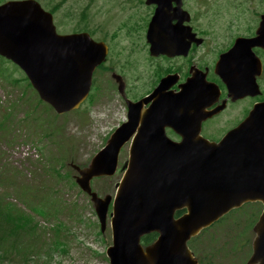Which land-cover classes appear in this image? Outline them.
Listing matches in <instances>:
<instances>
[{
    "label": "water",
    "instance_id": "obj_1",
    "mask_svg": "<svg viewBox=\"0 0 264 264\" xmlns=\"http://www.w3.org/2000/svg\"><path fill=\"white\" fill-rule=\"evenodd\" d=\"M146 37L151 55H174L179 49L187 51L190 43L183 41L179 29L168 28L160 15L150 22ZM234 46L249 51L251 58L226 55L230 90L253 89L261 64L250 48H264V14L256 35L238 39ZM0 55L15 63L40 99L60 114L77 108L87 97L106 46L86 32L58 34L52 15L35 0H25L0 6ZM167 80L161 79L148 97L127 100V121L110 134L87 167L74 166L75 180L90 196L104 230L111 196L98 197L90 181L115 173L119 151L134 135L112 200L109 264H195L186 247L191 236L244 202L264 204V101L219 142H210L199 136L200 123L217 110H186L194 106V89L183 85L182 93L165 92ZM149 101V107L141 110V103ZM165 126L180 134L181 141H170ZM182 209L185 212L175 218ZM253 230L256 237L247 264H264V210ZM150 231H157L159 238L143 250L139 238Z\"/></svg>",
    "mask_w": 264,
    "mask_h": 264
},
{
    "label": "rangeland",
    "instance_id": "obj_2",
    "mask_svg": "<svg viewBox=\"0 0 264 264\" xmlns=\"http://www.w3.org/2000/svg\"><path fill=\"white\" fill-rule=\"evenodd\" d=\"M214 1H194V6L200 12L206 11L208 17L211 11H225L223 8H218L219 4L228 8L227 11L231 14L227 13L224 16L230 17L233 27L228 29L230 21L223 18H216L219 19V24H208L210 18H201V22H204L201 26L208 31L210 37L207 48L214 47L217 42L223 44L230 32L240 31V28L255 16L256 11L258 13L264 11V0H234L229 3H219L216 8L212 6L208 8V4H213ZM86 3L88 0H66L56 12L59 13V19L56 15L53 19L58 33L71 31L79 11ZM43 7L49 10L48 7L44 5ZM101 12V9H98L96 16L102 22L104 16ZM143 56L147 57L146 52ZM138 57L141 55L138 54ZM138 61L139 63L135 62L136 68L129 69L131 72L134 68L136 70L134 74L127 75L128 81L133 84L140 82L148 84L152 78L151 68L147 67L148 63L145 60L138 59ZM0 68L5 72L7 68L12 70L11 73L8 70L10 77L2 74V79L0 78V105L5 104L0 109L2 123L0 177L7 184L5 191L8 195L4 196L5 201L12 203L25 214H32L33 211L27 207L38 209L43 207L40 199L30 198V189L34 185L40 186L42 195L53 189L55 187L53 185L59 188L56 196H48L45 199L46 203L53 202L56 198L60 199L62 211L58 206H51L42 217L32 214L36 228L27 238L37 239V246L45 243L42 246L43 252L37 258L38 261L46 264H108L105 249L111 242L109 229L106 228L99 235L97 219L89 197L71 183L68 174L66 180L58 182L49 169L55 165L56 173L59 172V168L61 172L66 171L73 177L76 172L69 164L72 162L80 167L86 166L91 157L103 147L111 130L125 119L121 100L111 92L110 83H106L109 74L98 76L101 85L99 91L93 92L94 98L85 102L80 110L55 115L53 110L42 104H36V96L31 89L25 90V82L12 83L14 79H21L23 76L21 70L1 58ZM135 78L139 80L136 82ZM8 79L10 82L6 81ZM234 112L235 110H229L227 114L232 115L228 118L230 121L235 119ZM221 117L217 118V121L213 120L214 123L209 125V128H221L220 123L217 124ZM126 150L127 148L121 152L118 168L127 158ZM62 155L65 161L60 165ZM120 176L121 173L117 172L112 177L95 179L92 187L100 196L107 193L113 195L115 183ZM3 189L0 185V192ZM247 209L245 211L249 212L250 209L249 211ZM242 211L227 215L195 239V253L202 259L203 264H245L251 253L254 233L250 225H245L246 221L241 217ZM51 213L53 216H50ZM58 221L62 222V226L54 237L51 229ZM58 236L60 241L64 242L65 252L52 250V241H56ZM12 257L15 255L1 258L0 264H34V259L21 262L19 257L15 260Z\"/></svg>",
    "mask_w": 264,
    "mask_h": 264
},
{
    "label": "flooded vegetation",
    "instance_id": "obj_3",
    "mask_svg": "<svg viewBox=\"0 0 264 264\" xmlns=\"http://www.w3.org/2000/svg\"><path fill=\"white\" fill-rule=\"evenodd\" d=\"M7 1L15 0H0V5ZM194 1L203 2L204 0H171L169 4H163L164 8L168 9L167 22H164L168 24V28L179 29L184 36L183 41L188 38V32L185 26L191 27L196 36L201 37L200 44L193 42L188 51L179 49V51H177L179 53L174 55L162 53L151 55L145 34L148 29V23L155 13L154 11L158 3L145 4L144 0H88V14L86 20L87 31L92 35L93 39L96 41H104L107 45L106 60L98 66L95 71L96 79L93 85V92L99 91L101 87L98 76L109 74L106 83H110L109 88L111 92L121 100L123 108L126 110L127 99L137 101L147 96L163 78L168 79L165 92L168 91L174 94L181 90L182 86L187 83L188 87L194 89L191 95V98H193L191 104L194 106L187 107L186 110H213L217 107L218 110H221L211 118L203 120L200 124L199 135L210 141L217 142L227 130L236 127L240 123L255 103L264 100L263 49L259 47H254L252 49L261 59L263 65V71L256 79L260 88V93L256 96L245 94L232 98L228 94L226 84L215 71V65L218 59L232 46L236 37H251L254 35L259 16L264 11L259 13L256 11L255 16L251 17L249 21L240 28V31L230 32V35H228L223 44L217 42L214 44V47L207 48L210 37L208 31L202 28L201 24L204 22H201L200 19L210 18L208 24H219V19L216 18H223L224 20L230 21H228V29H231L233 24L230 17L224 16L227 13L228 15L231 13L227 11L226 7H223L219 3H229L234 0H215L213 4L209 3L208 8L211 6L216 8L219 4L218 8H223V10H225H219V12L211 11L209 12L210 17L207 16L206 11H198L194 6ZM98 9H101V14L104 16L102 22L100 19L98 20L96 16V11ZM144 52H146L147 57L143 56ZM138 54L139 56L141 55V57H138ZM246 54V52L241 53V55ZM138 59L145 60L148 63L147 67L151 68L152 78L148 84L145 82V84L143 82L133 84L128 81L129 78L127 75L131 72L129 69L134 67L133 64L135 62L139 63ZM116 75H120L119 78L116 77ZM138 80L139 79H136V82ZM205 80L209 83H214L219 90V93L216 94L214 88H210L211 95L213 97L217 95V99L209 107L206 105L211 96L202 94L203 91L207 92ZM119 82H121L122 85H120ZM195 90H197L196 94ZM149 103H141V107L146 109ZM203 103L204 107H202ZM183 109L184 108L181 110ZM229 110H235L233 115L235 119L232 121L228 119L232 117V115H227ZM238 112L239 114H236ZM220 117L222 119L218 121L217 124L220 123L221 128H209V125L214 123L212 121H215V119L217 121V118ZM165 132L170 139L175 141L180 140V136L171 128L167 127ZM243 207L244 206L236 210H242ZM247 211H249V209H247ZM242 213L241 217H244L246 221L245 225L248 226L250 218L254 216V213L251 211H242ZM155 234L156 233L152 236L153 238H156L157 234Z\"/></svg>",
    "mask_w": 264,
    "mask_h": 264
},
{
    "label": "trees",
    "instance_id": "obj_4",
    "mask_svg": "<svg viewBox=\"0 0 264 264\" xmlns=\"http://www.w3.org/2000/svg\"><path fill=\"white\" fill-rule=\"evenodd\" d=\"M65 2L66 0H59L57 2L53 0H47L45 3L47 7L50 8L51 11H56L60 9V7ZM81 18L83 20L86 19V8L82 10ZM76 24H77L76 25L77 28L83 26L82 29H87L86 23L84 25L80 24V22ZM2 73H3L2 69L0 68V76L2 75ZM21 81L25 82L26 84L25 90L31 89L28 81L24 76L21 77V79H17V80L15 79L14 81H12V83L18 84V83H22ZM36 102L40 104L38 100H36ZM45 107L48 108L47 106ZM55 174L58 175L56 172ZM58 176L61 175L59 174ZM61 177H63V175ZM63 180L66 179L63 178ZM55 192H58V190H56ZM31 194H33L34 197L41 198L39 201L43 205L42 208H45V206L48 207L45 199L48 196L39 194L38 190H32ZM57 202H59L60 205V199H57ZM48 209L49 208H47V211ZM11 210H12V205L4 202L3 199L2 200L0 199V252H1L0 259L9 258V255H13V256L15 255V257H12L13 260H15L16 257H19L21 262L34 259V264H46V262H39L37 259L41 255V252H43L42 246L45 243L37 246L36 245L37 239L34 240L27 238L28 234H31L35 229L36 224L32 222L31 217L29 215H25L20 212L18 213L19 210L17 209H14L12 211ZM36 212L43 215L46 214L45 210L42 211L39 210L38 208ZM177 214H179V212ZM59 229H60L59 226L53 229L52 232L54 234V237L60 231ZM31 237L33 236L31 235ZM63 246H64V242H61L59 240V236L57 237L56 241L55 240L52 241V247H53L52 249H57L61 252H64L65 249L63 248ZM46 255L48 256L47 252Z\"/></svg>",
    "mask_w": 264,
    "mask_h": 264
}]
</instances>
